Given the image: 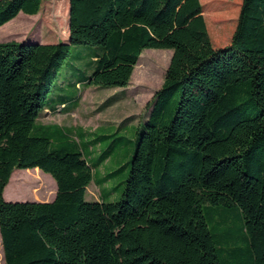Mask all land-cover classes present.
Here are the masks:
<instances>
[{"label": "trees", "instance_id": "trees-1", "mask_svg": "<svg viewBox=\"0 0 264 264\" xmlns=\"http://www.w3.org/2000/svg\"><path fill=\"white\" fill-rule=\"evenodd\" d=\"M204 1L69 0L66 41L0 43L2 264H229L224 250L264 264V0H239L234 22ZM42 3L0 0V27ZM80 44L102 49L88 78L101 88L128 87L145 49L173 51L117 202L87 201V157L32 134ZM35 168L56 198L7 201L13 173Z\"/></svg>", "mask_w": 264, "mask_h": 264}, {"label": "rangeland", "instance_id": "rangeland-1", "mask_svg": "<svg viewBox=\"0 0 264 264\" xmlns=\"http://www.w3.org/2000/svg\"><path fill=\"white\" fill-rule=\"evenodd\" d=\"M42 1L38 15L20 13L0 27V43L35 41L50 44L66 41L69 0ZM238 2L205 0L204 5L208 16L227 10L226 21L234 22ZM227 30L231 33L232 28ZM101 52L100 47L92 45L72 46L71 55L50 90L47 99L50 110L41 114L32 134L49 138L55 150L80 151L87 157L93 169V181L87 187V201L117 202L122 198L131 170L138 133L149 113L146 105L163 85L173 51L145 49L126 88H101L88 82L94 70V57ZM35 170L45 176L35 173ZM53 182L51 175L38 168L16 170L6 187L7 193L5 189V199H18L15 202H32L37 197L45 199L48 193H55ZM209 224L217 234L210 219ZM234 230L239 248H246L238 222ZM222 255L228 258L229 264H233L227 250ZM3 259L0 237V264Z\"/></svg>", "mask_w": 264, "mask_h": 264}, {"label": "crops", "instance_id": "crops-1", "mask_svg": "<svg viewBox=\"0 0 264 264\" xmlns=\"http://www.w3.org/2000/svg\"><path fill=\"white\" fill-rule=\"evenodd\" d=\"M39 169V168H38ZM38 171V170H37ZM35 173H37L36 172V170H35ZM22 174V173H21ZM41 175H43V176H45L43 173H40ZM23 175V174H22ZM48 178V177H47ZM53 184H54V190H55V193L53 194V195H50L49 193H48V195L45 197V199H43V198H41V197H37V198H35L36 199V201L35 202H52L55 198H56V194H57V184H56V182H55V180H54V182H53ZM8 189V188H7ZM7 189H6V193H7ZM4 196H6L5 195V192H4ZM40 198V199H39ZM18 199H10V200H7V201H17ZM2 244V243H1ZM3 261H4V259H3ZM3 263V262H2ZM1 263V264H2Z\"/></svg>", "mask_w": 264, "mask_h": 264}, {"label": "bare ground", "instance_id": "bare-ground-1", "mask_svg": "<svg viewBox=\"0 0 264 264\" xmlns=\"http://www.w3.org/2000/svg\"><path fill=\"white\" fill-rule=\"evenodd\" d=\"M36 172L39 174V171L36 170Z\"/></svg>", "mask_w": 264, "mask_h": 264}]
</instances>
